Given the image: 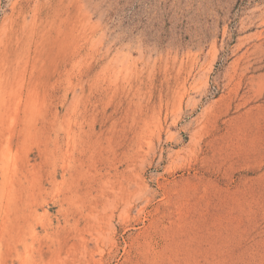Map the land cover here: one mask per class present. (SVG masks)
Listing matches in <instances>:
<instances>
[{"label":"rangeland","instance_id":"obj_1","mask_svg":"<svg viewBox=\"0 0 264 264\" xmlns=\"http://www.w3.org/2000/svg\"><path fill=\"white\" fill-rule=\"evenodd\" d=\"M0 264H264V0H0Z\"/></svg>","mask_w":264,"mask_h":264}]
</instances>
